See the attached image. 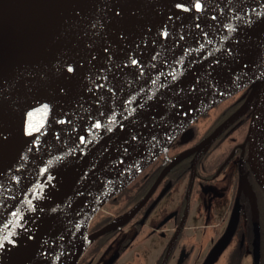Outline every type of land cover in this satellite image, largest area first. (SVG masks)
<instances>
[{"label": "water", "instance_id": "water-1", "mask_svg": "<svg viewBox=\"0 0 264 264\" xmlns=\"http://www.w3.org/2000/svg\"><path fill=\"white\" fill-rule=\"evenodd\" d=\"M248 86L264 186V118L253 124L264 111V0H0V231L79 140L23 263L72 264L100 207ZM251 202L262 264L254 193ZM239 223L237 203L213 254Z\"/></svg>", "mask_w": 264, "mask_h": 264}, {"label": "flooded vegetation", "instance_id": "flooded-vegetation-1", "mask_svg": "<svg viewBox=\"0 0 264 264\" xmlns=\"http://www.w3.org/2000/svg\"><path fill=\"white\" fill-rule=\"evenodd\" d=\"M239 102L227 100L198 118L167 153L103 205L90 221L89 244L77 264H216L220 258L243 264L248 252L254 264L251 201L260 180L248 140L253 108L244 101L234 110ZM229 118L223 132L202 146ZM237 203L236 234L213 254ZM262 247L261 230V253Z\"/></svg>", "mask_w": 264, "mask_h": 264}, {"label": "bare ground", "instance_id": "bare-ground-1", "mask_svg": "<svg viewBox=\"0 0 264 264\" xmlns=\"http://www.w3.org/2000/svg\"><path fill=\"white\" fill-rule=\"evenodd\" d=\"M263 118L264 111H259L253 122L254 127L262 124ZM92 123L93 120L89 121L88 127ZM79 142V140H73L67 145L61 155L54 160L51 168L40 180L27 201L21 205L12 220L0 231V264H23L26 260L45 214L50 207L55 189ZM88 244L89 237L84 231L73 252L72 264L80 259Z\"/></svg>", "mask_w": 264, "mask_h": 264}, {"label": "trees", "instance_id": "trees-1", "mask_svg": "<svg viewBox=\"0 0 264 264\" xmlns=\"http://www.w3.org/2000/svg\"><path fill=\"white\" fill-rule=\"evenodd\" d=\"M250 92H251V87H247L243 91H241L239 94H237L236 96L229 99L230 101H235L237 99L240 101L239 103L236 104L234 110L238 109L239 106L242 105V102H244L247 99ZM242 116H243V114H241L239 118H241ZM254 194L256 197V203L258 206L259 215L261 218V230L263 233V230H264V186L260 182L258 183L257 189H255ZM252 241L254 243V239ZM231 256H232V258L237 257L236 251H233L231 253ZM238 260H239V258L238 259L234 258L231 262H232V264H239Z\"/></svg>", "mask_w": 264, "mask_h": 264}, {"label": "rangeland", "instance_id": "rangeland-1", "mask_svg": "<svg viewBox=\"0 0 264 264\" xmlns=\"http://www.w3.org/2000/svg\"><path fill=\"white\" fill-rule=\"evenodd\" d=\"M256 104H257V101L254 102V106L256 107ZM254 113V112H253ZM247 220L244 222V227H250V215L249 213L247 214ZM241 232H244V229H242ZM249 235L252 236V233H250L249 231ZM262 239H263V247H262V257H263V264H264V230H263V233H262ZM234 244V242H232L231 244V247H233L232 245ZM253 246H254V243H253ZM230 247V246H229ZM228 247V248H229ZM232 249V248H231ZM232 251H235L234 249ZM228 253V252H227ZM239 254V253H238ZM251 256H250V252H248V254L245 256L244 258V263L243 264H251ZM221 262H223L224 264V259L222 260L221 258L219 259V261L216 263V264H221ZM242 263V262H241Z\"/></svg>", "mask_w": 264, "mask_h": 264}, {"label": "snow or ice", "instance_id": "snow-or-ice-1", "mask_svg": "<svg viewBox=\"0 0 264 264\" xmlns=\"http://www.w3.org/2000/svg\"><path fill=\"white\" fill-rule=\"evenodd\" d=\"M69 71H71V69H69Z\"/></svg>", "mask_w": 264, "mask_h": 264}]
</instances>
